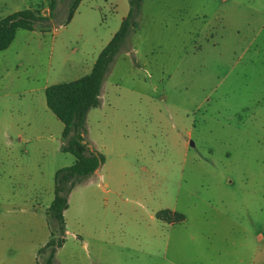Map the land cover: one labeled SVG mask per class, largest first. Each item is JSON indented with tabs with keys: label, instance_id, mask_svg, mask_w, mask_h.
<instances>
[{
	"label": "rangeland",
	"instance_id": "1",
	"mask_svg": "<svg viewBox=\"0 0 264 264\" xmlns=\"http://www.w3.org/2000/svg\"><path fill=\"white\" fill-rule=\"evenodd\" d=\"M48 1L0 0V18ZM70 1L0 52V219L17 218L20 252L42 242L24 223L56 229L54 174L75 159L45 86L81 76L129 10L81 0L65 22ZM135 23L86 117L102 177L69 192L56 263L264 264V0H141Z\"/></svg>",
	"mask_w": 264,
	"mask_h": 264
},
{
	"label": "trees",
	"instance_id": "2",
	"mask_svg": "<svg viewBox=\"0 0 264 264\" xmlns=\"http://www.w3.org/2000/svg\"><path fill=\"white\" fill-rule=\"evenodd\" d=\"M81 0H71L65 22H69ZM141 0H128L129 10L121 21L117 31L98 53L92 68L75 80L50 84L45 88L47 107L63 123L62 151L71 152L74 162L56 170L54 174V197L47 207L48 218L55 230L39 253L47 252L42 263L53 264L54 254L64 241V210L68 206V194L77 182L91 174L104 162L102 153L92 148L85 137L86 116L91 108L99 104L102 83L110 65L125 42L126 37L136 26L135 16ZM57 0H49V14L44 15L38 9L24 8L11 12L0 18V51L6 49L14 40L18 29L32 30L36 26L47 28L53 18ZM158 219L178 223L185 218L184 214L168 209L156 212Z\"/></svg>",
	"mask_w": 264,
	"mask_h": 264
},
{
	"label": "crops",
	"instance_id": "3",
	"mask_svg": "<svg viewBox=\"0 0 264 264\" xmlns=\"http://www.w3.org/2000/svg\"><path fill=\"white\" fill-rule=\"evenodd\" d=\"M15 37H16V35H15ZM13 41L11 42V44L13 43ZM11 44L9 46H11ZM9 46L6 49H4V50H2L0 52L6 51L9 48ZM96 57L93 58V60H92V62H91L90 65L86 66V68L82 72L83 74L81 76H83L85 74H88L90 72V70L92 68V65H93ZM81 76H79V77H81ZM79 77H77V78H79ZM77 78H75V79H77ZM47 86H45V88ZM103 87L104 86L102 84L101 91H100V96H99V104H98V106L101 105L102 96H103V94H102L103 93ZM44 91H45V89H44ZM94 173H97L100 177H102V174L101 173H98V169H96ZM88 180H89V178H87L84 181H88ZM70 193L68 195V201H69ZM53 197H54V189H53ZM53 197L51 198L50 202L52 201ZM17 199H18V197H16V199H15L14 208H11V209L7 208L6 209L7 212L18 210L19 207L17 205ZM49 204H47L46 208L49 206ZM30 208L31 209H22V210H24V213H30V215H29L30 218L36 217L37 216V213H38V211L40 209V206H32ZM168 210H170V211H176L174 209H168ZM153 218H154V216H153ZM184 220H185V218H184ZM169 223L170 224H173L172 222H169ZM46 224H47L46 218H45V221H43V219H40L39 217H37V221H36L35 226L32 225V224H28V222L24 223L23 226L25 227V225H26V229L31 230L32 238L34 239L35 237H38L39 239L42 240V242H39L36 246H32L31 249L27 250L26 252H24V251L22 252L21 251L22 252L21 253L19 251V244L17 242V230L19 229L18 228L19 226H18V220H17V218L10 216V217H8L7 220H5L4 223L0 219V264H37V263H42L44 261V259L46 258V256H47V252L39 253L38 251L48 241V239L41 238L44 235V233H45V228H46L45 226H46ZM65 233H66V231H65ZM61 248H62V246L61 247H58L56 249L55 254H54L53 264H57L56 263V255L59 253V251H60ZM38 254L39 255L40 254L43 255V258L44 259L42 260V258H40V260H39Z\"/></svg>",
	"mask_w": 264,
	"mask_h": 264
}]
</instances>
